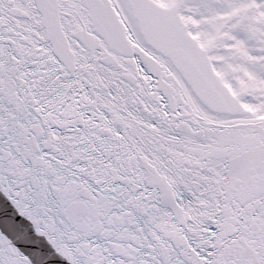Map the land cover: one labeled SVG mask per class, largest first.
I'll use <instances>...</instances> for the list:
<instances>
[{
    "label": "snow or ice",
    "instance_id": "1",
    "mask_svg": "<svg viewBox=\"0 0 264 264\" xmlns=\"http://www.w3.org/2000/svg\"><path fill=\"white\" fill-rule=\"evenodd\" d=\"M0 264H264V0H0Z\"/></svg>",
    "mask_w": 264,
    "mask_h": 264
}]
</instances>
